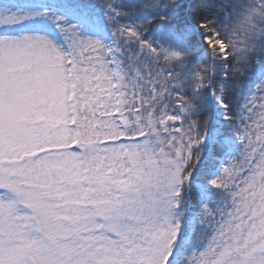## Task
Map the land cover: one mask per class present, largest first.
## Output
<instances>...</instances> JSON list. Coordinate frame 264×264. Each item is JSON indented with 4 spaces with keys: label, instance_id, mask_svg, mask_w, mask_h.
I'll return each instance as SVG.
<instances>
[{
    "label": "rangeland",
    "instance_id": "1",
    "mask_svg": "<svg viewBox=\"0 0 264 264\" xmlns=\"http://www.w3.org/2000/svg\"><path fill=\"white\" fill-rule=\"evenodd\" d=\"M254 1L261 15L264 0ZM124 6L0 0V264H264V63L240 94L233 134L222 132L219 94L215 130L202 137L190 99L214 104L206 69L171 41L167 21L157 25L164 40H140L119 18ZM132 76L156 91L151 109L161 106L141 132L127 106L150 104L142 91L132 99ZM76 115L86 162L74 150ZM219 139L227 150L200 185L193 160ZM188 177L198 203L182 191Z\"/></svg>",
    "mask_w": 264,
    "mask_h": 264
},
{
    "label": "trees",
    "instance_id": "2",
    "mask_svg": "<svg viewBox=\"0 0 264 264\" xmlns=\"http://www.w3.org/2000/svg\"><path fill=\"white\" fill-rule=\"evenodd\" d=\"M122 1L129 3L132 9L139 7L135 17L137 23H150L148 29L137 26L144 38L151 36L155 41L161 40L163 35L155 26L168 21L172 31L170 39L184 43V48L199 58L200 65L209 75L211 101L215 103L219 94L222 97L224 108L220 111L225 118L222 132L225 136L232 135L237 127L234 111L241 104L240 94L257 77L259 64L264 61V14L255 16L253 0H173L174 4L170 3L168 8L161 5L159 9L155 1L149 0L151 3L145 8L141 7L140 0ZM148 9L150 11L146 13ZM220 44L227 49L226 57L221 53ZM130 63L143 67L139 57H133ZM166 74L164 72L161 76ZM138 91L145 94L151 107L156 91L147 84L141 85ZM192 100L197 109L193 115L196 133H211L219 110L215 106L202 110L195 98ZM224 152L225 145L220 141L215 146L214 156L194 169L195 179L207 183ZM188 193L190 200L196 201V194Z\"/></svg>",
    "mask_w": 264,
    "mask_h": 264
}]
</instances>
